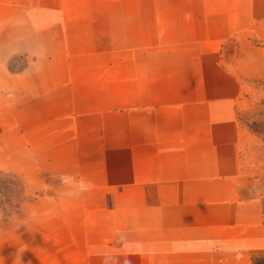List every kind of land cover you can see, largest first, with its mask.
I'll return each mask as SVG.
<instances>
[{"label":"crops","instance_id":"0c3cea01","mask_svg":"<svg viewBox=\"0 0 264 264\" xmlns=\"http://www.w3.org/2000/svg\"><path fill=\"white\" fill-rule=\"evenodd\" d=\"M262 78L264 0H0V264H252Z\"/></svg>","mask_w":264,"mask_h":264},{"label":"rangeland","instance_id":"374dc122","mask_svg":"<svg viewBox=\"0 0 264 264\" xmlns=\"http://www.w3.org/2000/svg\"><path fill=\"white\" fill-rule=\"evenodd\" d=\"M241 126L243 170L259 189L264 204V78L246 86L238 105ZM13 207V206H10ZM252 264L264 262V254L255 252Z\"/></svg>","mask_w":264,"mask_h":264},{"label":"trees","instance_id":"16d2710c","mask_svg":"<svg viewBox=\"0 0 264 264\" xmlns=\"http://www.w3.org/2000/svg\"><path fill=\"white\" fill-rule=\"evenodd\" d=\"M255 264H260L258 261H255ZM261 264H264V262L263 263H261Z\"/></svg>","mask_w":264,"mask_h":264}]
</instances>
